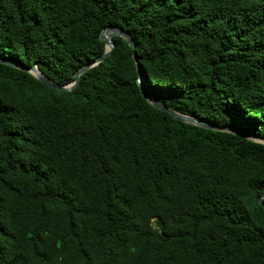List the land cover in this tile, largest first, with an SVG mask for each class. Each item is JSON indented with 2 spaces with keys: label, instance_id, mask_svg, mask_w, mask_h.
Segmentation results:
<instances>
[{
  "label": "trees",
  "instance_id": "obj_1",
  "mask_svg": "<svg viewBox=\"0 0 264 264\" xmlns=\"http://www.w3.org/2000/svg\"><path fill=\"white\" fill-rule=\"evenodd\" d=\"M0 264H264V0H0ZM264 202V199H263Z\"/></svg>",
  "mask_w": 264,
  "mask_h": 264
},
{
  "label": "water",
  "instance_id": "obj_2",
  "mask_svg": "<svg viewBox=\"0 0 264 264\" xmlns=\"http://www.w3.org/2000/svg\"><path fill=\"white\" fill-rule=\"evenodd\" d=\"M112 37H121L122 39H124L127 42L128 46L131 49H134L135 45H134V42H133L131 36L122 28H120V27H108V28L102 30L100 32V34L98 35V39L101 40L104 44V53L102 55H100L99 57L95 58L93 61L80 66L73 73L72 82H70L69 84L64 85V86H60V85L55 84L52 81H50L42 73H40V71H38V69L36 68L35 65H33L29 68H26L16 61L9 60V59L2 58V57H0V63L5 64V65H9V66L14 67L16 69H19L21 71H25V72L32 74L36 79H38L40 82H42L43 84H45L49 88L55 89L57 91L70 92L77 87L78 82H79V75L81 73H83L84 71L88 70L89 68L97 65L98 63H100L103 59H105L108 56L111 49L113 48ZM132 59H133L134 63L136 64V72H137L136 82L139 86L140 92L143 95V97L145 98V100L152 107L159 109V110H162V111H165L168 114H170L174 120L181 121V122L186 123V124L194 125V126H197L200 128L208 129V130L230 133V134L251 140L253 142L264 144V136H257V135L250 134V133L245 132V131H240V130L234 129V128L229 127V126L214 125V124L208 123L206 121L200 120L198 118H193L190 116L178 114V113L172 111L171 109L167 108L160 101H158L156 98H154L149 93V91L145 88L143 81H142V78H141V69H140L139 65L137 64V56H136L134 51H132ZM263 199H264V191L260 194V196L257 199L258 205L264 209Z\"/></svg>",
  "mask_w": 264,
  "mask_h": 264
}]
</instances>
